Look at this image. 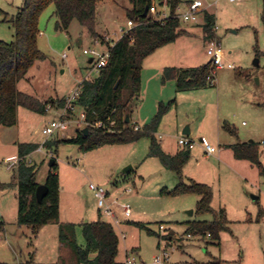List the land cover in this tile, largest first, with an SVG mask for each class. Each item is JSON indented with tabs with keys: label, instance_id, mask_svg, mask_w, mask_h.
<instances>
[{
	"label": "rangeland",
	"instance_id": "1",
	"mask_svg": "<svg viewBox=\"0 0 264 264\" xmlns=\"http://www.w3.org/2000/svg\"><path fill=\"white\" fill-rule=\"evenodd\" d=\"M187 1L181 0L178 14L185 10L183 3ZM216 1L217 5L209 9L216 17L217 31L213 36L227 55L225 63L234 68L216 69L213 85L203 89L177 92L174 81L163 84L160 71L163 68H187L210 62L202 26L182 23V37L144 60L141 93L132 104L131 125L142 128L151 122L160 102L176 101L163 116L156 136L163 147L173 153L181 150L178 145L180 138H189L196 143L191 150L190 161L183 169V184L157 158L149 157L150 139L147 137L90 152L75 144L56 146L54 143L75 136L79 129L73 126L67 133L55 136L44 151L33 152L29 157L38 168L40 185L50 172V160L56 159L62 207L70 209L73 222L98 221V218L79 217L83 212L99 210L89 189L90 183L105 187L111 199L131 206L132 216L128 219L121 217L120 226L113 224L119 233V260L125 264L128 257L135 259L129 264L206 263L215 260H221L223 264H264V227H256L253 239L245 226L233 230L244 238L242 252L226 231L221 233V248L212 244L209 237H189L185 234L188 223L211 220L212 216L197 213L198 195L173 194L190 185L192 180L203 184L198 180H211L204 177L203 160L195 157L201 148V138H206L216 153L220 147L225 148V144L252 140L258 144L260 159L264 160V0ZM24 2L0 0V41L14 40L15 30L9 19ZM131 8L130 0H99L95 29L100 38H94L77 21L72 22L68 32L56 30V9L54 5L49 6L40 16L37 40L38 48L48 58L34 64L20 82L19 91L44 99L43 102L57 103L59 96L70 95L80 81L95 79L99 72L93 70L91 56L84 54V50H102L107 43L118 41L122 31L127 30V12ZM159 11L165 10L160 6ZM166 11L170 14V7ZM256 51H259L258 56ZM256 60L259 61L258 66L255 65ZM59 113L56 108L46 114H38L19 107L17 125L0 126V184L5 185V188H0V223L5 224L4 230L0 229V263L75 264L71 250L59 247L56 233L51 232L54 223L46 228L39 240L29 228L18 226L15 169H8L6 164L7 160L18 156L19 144L38 146L42 128ZM227 125L237 135L227 132ZM187 128L189 135L184 133ZM259 178L264 181L263 176ZM209 185L215 193L212 206L216 208L219 188L217 183ZM128 189L132 190L130 194H126ZM241 190H248L249 204L256 205V200L251 197L254 195L261 197L257 202L264 205V188L244 184L239 189H232L236 192L234 194ZM134 223L145 224L153 234ZM161 225L165 230H160ZM78 240L84 244L80 229ZM164 252H167L168 259ZM158 257L162 259L161 263L155 262Z\"/></svg>",
	"mask_w": 264,
	"mask_h": 264
},
{
	"label": "trees",
	"instance_id": "2",
	"mask_svg": "<svg viewBox=\"0 0 264 264\" xmlns=\"http://www.w3.org/2000/svg\"><path fill=\"white\" fill-rule=\"evenodd\" d=\"M99 0H25L22 7L9 22L14 26L15 38L11 42L0 41V126L14 127L18 122V108L23 107L38 114H46L49 104L62 107L64 99L42 102L35 97L19 91L18 83L25 79L29 70L37 61L48 58L37 44L39 36V19L41 14L51 5L55 6L57 22L56 30L68 32L73 21L79 22L94 38H100L95 29L97 6ZM132 8L127 12L128 19L137 26L112 46L109 62L93 80L81 83V94L78 101L85 111L86 120L94 123L103 121L107 127L115 122V132L104 128L88 127V133L78 130L74 137L56 142L59 144H75L85 152L108 145H124L139 141L143 137L150 139L149 157L157 158L161 164L172 171L183 184V169L191 158L190 149H182L175 155L166 153L156 133L163 116L168 112L175 100L160 102L158 111L150 123L142 128L126 123L127 115L132 113V104L142 89V65L144 60L159 48L176 42L182 37L181 21L175 17L181 0H169L170 17L159 20L150 14L153 3L161 4L162 0H130ZM148 14L144 16L145 10ZM264 24V13L262 16ZM216 17L206 11L203 16L202 29L206 41L214 38ZM257 56L259 51H256ZM216 78V68L211 62L192 68L167 67L162 72L163 84L174 81L177 92H187L212 86ZM138 128V129H136ZM225 130L233 135L236 131L227 125ZM53 144L51 143L50 146ZM36 144L22 143L18 145V157H26L37 149ZM234 156L238 160H247L258 167L264 176V167L260 160L258 144L255 142L231 145ZM56 160V159H55ZM57 162L50 169L45 181L48 192L42 203L36 198L38 168L35 164L21 163L14 172V185L18 190L17 224L29 228L34 235L50 223H58L60 219V178L57 173ZM0 188L5 185L0 184ZM195 194L200 197L197 213L211 215L212 220L188 223L186 235L207 238L210 235L212 244L220 246L221 233L229 231L230 221L225 209L214 210L213 188L208 184L194 180L176 193ZM138 228L153 234L143 223H134ZM4 223L0 229L4 230ZM80 229L84 244L79 243ZM58 239L71 250L75 264H125L118 261L119 236L112 223L99 219L96 222L61 223ZM5 264V263H0ZM180 264H221L219 260L212 262H185Z\"/></svg>",
	"mask_w": 264,
	"mask_h": 264
},
{
	"label": "built area",
	"instance_id": "3",
	"mask_svg": "<svg viewBox=\"0 0 264 264\" xmlns=\"http://www.w3.org/2000/svg\"><path fill=\"white\" fill-rule=\"evenodd\" d=\"M168 1L169 0H162L161 4L154 2L152 7L150 8V14L155 17H158L159 20H165L169 18L170 14L166 11V9L169 7ZM229 1L233 3L242 0ZM217 2L218 1L216 0L213 2H209V0H189L183 3L185 6V10L179 14L177 12L180 10V5L178 6L177 11L175 13V17L179 19L183 24L202 25L204 13L206 11H209L210 8L217 5ZM160 6L164 8V12L159 11ZM136 26V23H134L132 20H128L127 30L122 31V36L134 29ZM214 31H217V26H215ZM207 43V55L210 58V62L216 69H224L226 67L229 69L234 68L233 65L225 63L227 55L221 49V46L218 43L217 39H215V37L211 40H208ZM111 45L113 46L114 43H112ZM84 54L91 56L90 60H92V62L90 64L93 67V70H96L98 72L103 67L107 66L110 58V51L107 46L105 49L102 50L86 49L84 50ZM66 57L67 56L64 54V58ZM81 83L82 82H80L78 87L64 99L65 101L62 107L53 104H49L47 106V111L56 108L59 110L60 113L58 117L53 119L51 122H49L42 128L41 142L34 152L44 151L47 148L48 143L55 136L67 133L73 126L78 127L77 129L79 130L92 126L95 128L107 129L111 133L115 132L113 128L115 126V122H111L110 126L107 127L103 121L91 123L86 120L85 111H83L78 104L81 94ZM178 145L179 147H181V149L193 150L196 146V143L190 140L189 138H180L178 140ZM199 146L205 151L207 155H214L216 153L215 147L211 143H209L206 138H201ZM30 155L23 158L16 156L7 160L6 164L8 169H16L21 163H27L28 165H32V160L29 159ZM89 189L93 192L94 197L97 200L99 212L106 218L110 219L112 221V224L120 226L122 225L121 217L128 219L132 216L131 206L127 203L119 202L116 199H111L110 193L105 187L90 183ZM131 192V189L126 190V194H130ZM160 230H165L162 225L160 226ZM188 236L193 237L191 235ZM208 237L210 238V235ZM167 256V252H164V257L166 259H168ZM133 261H135L134 258L128 257L126 263L129 264ZM161 261L162 259L160 257L155 259L156 263H161Z\"/></svg>",
	"mask_w": 264,
	"mask_h": 264
},
{
	"label": "crops",
	"instance_id": "4",
	"mask_svg": "<svg viewBox=\"0 0 264 264\" xmlns=\"http://www.w3.org/2000/svg\"><path fill=\"white\" fill-rule=\"evenodd\" d=\"M199 26H202V25H199ZM202 32H203V29H202ZM205 64L206 62H204L203 64L199 66H202ZM199 66H193V67H199ZM187 68H192V67H187ZM164 69L165 68L160 70L161 73L163 72ZM20 82L18 83V86ZM67 96H64V97L57 96V97L58 99H65ZM57 97H54L53 99H56ZM35 98L42 102L44 101V99H40L37 97ZM250 142H253V141L251 140ZM238 143H246V142L238 141L234 143L225 144L226 147L225 148L220 147L217 150V153H215L214 155H207L205 151L202 148H200L199 152L195 154V157H198L203 160V162L205 163L204 168H203L204 177L206 179L207 178L211 179L209 181L207 180H198V181H202L204 183H209V184L217 183V187L219 188L218 189L219 201L217 202L218 203L217 207L216 208L213 207V208L214 210L225 209L226 214H227V219L230 221L229 231H226L225 233H229L232 236L231 241L235 244L236 248H238L242 252V245H243L242 242L244 238H242V234H235L233 230H236L238 227L240 228V227L245 226L246 230H249L250 232V238L253 239V235L255 234L254 231L256 230V227L257 226L264 227V205L257 202L258 200L261 199V197H256L254 195L251 197L253 201L256 200V205L249 204L250 199L248 198V194H246L248 193V190L247 192H243L241 190L237 194H234L236 192H233L232 189L233 188L239 189L244 184H246L247 186L251 185L253 187L264 188V181H261L262 179L259 178L260 175L261 176L263 175L260 173L258 167L254 166L251 162L247 160H238L235 158L234 152L230 148V146L234 144H238ZM161 146L163 150L168 154L175 155L177 153V152L173 153L172 151L166 150L162 144ZM261 162L264 167V160L263 161L261 160ZM198 164H200L199 160H198ZM42 184H45V182L41 183V185ZM214 203H215V195L213 196L212 205ZM62 205H63V197H62V192H61L60 194V219L58 223H54L55 224L54 227H51V232L56 233L57 237H58V232H59V224L61 223H75V224L86 223L85 220H81L80 222H73L72 220H70V217H71V213L69 211L70 209H68L67 207L63 209ZM79 217H82L83 219H85L84 217H89L90 219L98 218V220L102 219L104 221L111 223V221L107 219L105 216H103L99 212V210L95 211V213L83 212L81 213ZM50 224L44 226L38 232V234L35 235V238L37 240L40 239L41 235L45 232L46 228H48ZM117 234L119 236L118 232ZM222 243H223V237L221 234V244L219 246L220 248L222 247ZM58 245L59 247H63L60 241ZM118 261L122 262L121 260H119V255H118ZM219 261L221 262V264H223L221 260Z\"/></svg>",
	"mask_w": 264,
	"mask_h": 264
},
{
	"label": "water",
	"instance_id": "5",
	"mask_svg": "<svg viewBox=\"0 0 264 264\" xmlns=\"http://www.w3.org/2000/svg\"><path fill=\"white\" fill-rule=\"evenodd\" d=\"M148 8L145 10V13H144V16H146L148 14ZM92 62V60H90V63ZM255 65L258 66L259 65V61L256 60L255 61ZM131 119H130V116L127 115L126 117V123H130ZM88 128H84L83 129V132L84 133H88ZM186 135H189L190 134V130L187 128L184 132ZM56 164V160L55 159H51L50 162H49V167L51 168L53 165ZM47 192H48V187L46 186V184H42V185H39L37 190H36V198L38 200L39 203H42V201L44 200V198L46 197L47 195Z\"/></svg>",
	"mask_w": 264,
	"mask_h": 264
}]
</instances>
